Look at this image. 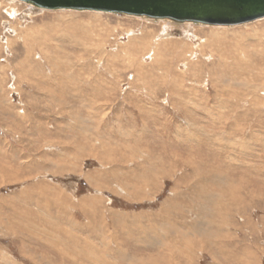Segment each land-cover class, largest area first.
Masks as SVG:
<instances>
[{
  "label": "rangeland",
  "instance_id": "obj_1",
  "mask_svg": "<svg viewBox=\"0 0 264 264\" xmlns=\"http://www.w3.org/2000/svg\"><path fill=\"white\" fill-rule=\"evenodd\" d=\"M0 264H264V18L0 0Z\"/></svg>",
  "mask_w": 264,
  "mask_h": 264
},
{
  "label": "water",
  "instance_id": "obj_2",
  "mask_svg": "<svg viewBox=\"0 0 264 264\" xmlns=\"http://www.w3.org/2000/svg\"><path fill=\"white\" fill-rule=\"evenodd\" d=\"M43 9L93 10L175 22L237 25L264 17V0H18Z\"/></svg>",
  "mask_w": 264,
  "mask_h": 264
},
{
  "label": "bare ground",
  "instance_id": "obj_3",
  "mask_svg": "<svg viewBox=\"0 0 264 264\" xmlns=\"http://www.w3.org/2000/svg\"><path fill=\"white\" fill-rule=\"evenodd\" d=\"M17 1V0H16ZM8 2V1H7ZM23 3H25V4H29V5H31L32 6V4H30V3H26V2H23ZM35 5H33V7H34ZM36 8H39V7H37V6H35ZM40 9H43V8H40ZM46 10H73V9H46ZM91 11H93V10H91ZM73 12V11H72ZM95 12H100V11H95ZM125 15H127V14H125ZM128 16H130V15H128ZM131 16H135V15H131ZM137 17H145V16H137ZM145 18H148V17H145ZM264 17H262V18H258V19H256V20H260V19H263ZM148 19H151V18H148ZM153 19V18H152ZM158 20H169V21H171L170 19H166V18H162V19H158ZM256 20H254V21H256ZM254 21H250V22H254ZM172 22H175V21H172ZM188 21H185V22H178V23H187ZM250 22H244V23H240V24H246V23H250ZM189 23H192V22H189ZM195 24H201V25H205V24H202V23H195ZM240 24H237V25H240ZM188 26H190V25H188ZM207 26H236V25H207ZM102 28V27H101ZM114 28V27H113ZM230 28V27H229ZM111 29V28H110ZM115 29V28H114ZM222 30L223 28H216V29H214V30H211V31H209V34L211 35V39L210 38H208L211 42H216V44L218 43V42H221V41H224V39L223 38H225V37H223V36H225L223 33H224V31H223V33L221 32H218L219 30ZM224 29H225V27H224ZM227 29V28H226ZM39 30H40V28H39ZM215 30H217V31H215ZM100 31H102L101 29H99V33H102V32H100ZM116 31V30H115ZM114 31V32H115ZM133 31V30H132ZM232 31V30H231ZM250 31V30H249ZM233 32V31H232ZM138 33H140V34H137L138 35V37H137V35H134L135 36V38L137 37V39L138 40H136L135 38H131L130 37V41H129V45L127 46V48L129 47L130 49H129V54H131V58H133V57H136V55L139 53V51H144L145 49L144 48H146L147 46L152 50L151 51V54L153 55V60H154V62H157V63H159L160 62V60L162 59V56L161 55H163L162 54V52H163V49H160V44H164L165 46H175L174 45V41L173 40H170V39H168V40H164V39H160V38H154V35L153 34H149V33H145L144 34V32L143 33H141V32H138ZM227 33V32H226ZM63 35H66V33H62V35L61 36H63ZM129 35V34H128ZM127 35V36H128ZM131 35V34H130ZM133 35V34H132ZM250 35V34H249ZM39 36V35H38ZM37 35H34L33 37H38ZM99 36H100V34H99ZM110 36V35H109ZM258 36V35H257ZM30 37H32V36H30ZM39 38V37H38ZM101 38V37H100ZM99 38V39H100ZM167 39V38H166ZM86 40H89V42H91V44L93 45V43H97V41H93L92 39H90V38H86V37H81L80 39H79V41H77V40H75L77 43H78V45L80 46L81 44L83 45L82 47L83 48H86V44H85V42H86ZM107 40V39H106ZM155 41V42H154ZM207 41V40H206ZM209 41V42H210ZM225 41H226V39H225ZM137 42H138V47H136V45H137ZM228 43H229V41H228ZM101 44V43H100ZM177 44H179V43H177ZM176 44V45H177ZM91 45V46H92ZM230 45V44H229ZM232 45V44H231ZM103 46V45H102ZM191 46H193V44L191 45ZM191 46L189 45V44H187V43H182V44H180V45H177V47L178 48H180V50L181 51H183V50H185L186 48H191ZM233 46V45H232ZM104 47V46H103ZM124 47V46H123ZM195 48V47H194ZM232 48V47H231ZM261 49V48H260ZM136 50V53H135V55L133 56L132 54H133V52ZM167 50H168V48H167ZM173 49H171V51H172ZM189 50V49H188ZM230 50V49H229ZM227 51V50H226ZM101 52L102 53H104L105 51L103 50V49H101ZM231 52V51H230ZM230 52H226L227 54H229ZM165 53H167V52H165ZM170 53V52H169ZM144 54V53H143ZM232 54V53H231ZM140 55V54H139ZM190 55V54H189ZM168 56V55H167ZM169 56H171V55H169ZM179 56V55H178ZM232 56V55H231ZM254 56H255V54H254ZM151 57V56H150ZM171 57H174V56H171ZM181 57V56H180ZM179 57V58H180ZM183 57V56H182ZM208 57V56H207ZM227 57H229V56H227ZM152 59V58H151ZM184 59V58H183ZM233 59V58H232ZM250 59V58H249ZM184 60H186V59H184ZM183 60V61H184ZM25 61H28L27 59L25 60ZM24 61V62H25ZM150 61V60H149ZM188 61V60H187ZM227 61H229L228 59H227ZM255 61V60H254ZM179 62V61H178ZM219 62V61H218ZM231 62H232V60H231ZM164 63V62H163ZM220 63V62H219ZM225 64V63H224ZM175 65V64H174ZM240 65H242V64H240ZM245 65V64H244ZM248 65V64H247ZM243 66V65H242ZM238 67V66H237ZM248 67V66H247ZM223 68V67H222ZM166 70V69H165ZM231 70V69H230ZM167 71V70H166ZM170 71V70H169ZM168 71V72H169ZM165 73H167V72H165ZM166 75V74H165ZM164 76V75H163ZM179 77H181V76H179ZM167 78H168V76H167ZM229 79V78H228ZM163 80H165V79H163ZM29 81V80H28ZM166 81V80H165ZM168 81V80H167ZM175 81V80H174ZM181 81V80H180ZM176 82V81H175ZM174 82V83H175ZM179 82V81H178ZM164 84H165V82H164ZM214 84V83H213ZM226 84H227V82H226ZM230 84V83H229ZM175 85H176V83H175ZM175 85H172L171 84V86H173V87H175ZM244 85V84H243ZM177 86H179V83H177ZM170 87V86H169ZM179 87H181V85L179 86ZM216 87H219V86H216ZM226 87V86H225ZM172 88V87H171ZM217 89V88H216ZM172 90V89H171ZM179 90V89H178ZM234 90V89H233ZM150 91V90H149ZM173 91V90H172ZM175 91H176V89H175ZM222 91V90H221ZM230 92V91H229ZM232 93V92H231ZM171 94V93H170ZM174 95V94H173ZM94 134V133H93ZM97 136V135H96ZM101 140V139H100ZM85 141L87 142L88 140H86L85 139ZM35 142V141H34ZM102 142V147H101V150H103V155H105V154H107V155H111V153H112V150H113V148H111V146H107V145H103V141H101ZM76 146V145H75ZM81 148V147H80ZM80 148H79V151H82V150H80ZM117 150H118V148H116ZM115 150V149H114ZM115 152V151H114ZM96 153V152H95ZM93 155H95V154H93ZM96 156V155H95ZM168 158V157H167ZM100 159V158H99ZM159 160V159H158ZM167 160V159H166ZM101 161H102V159H101ZM111 161H112V159H111ZM161 162V161H160ZM107 163V162H106ZM165 163H166V161H165ZM7 164V163H6ZM62 165V164H61ZM198 168V167H197ZM62 169V168H61ZM172 169V168H171ZM212 169V168H211ZM199 170V169H198ZM197 170V171H198ZM208 170V169H207ZM153 171H154V169H153ZM196 171V172H197ZM216 172V171H215ZM205 177H207V176H205ZM208 177H210V178H215L214 177V175H212V176H209L208 175ZM206 179V178H205ZM91 180V179H90ZM89 180V181H90ZM95 180V179H94ZM92 181V180H91ZM228 182V181H227ZM226 182V183H227ZM230 182V181H229ZM228 182V183H229ZM96 183V182H95ZM102 186H104V185H101V183L98 185V187H102ZM109 187V186H108ZM216 188V187H215ZM224 188H225V186H224ZM224 191H225V189H224ZM222 192H223V190L221 189V190H219V192H216L217 193V197H220L219 195L220 194H222ZM235 192V191H234ZM261 193V192H260ZM226 194V193H225ZM224 196V195H223ZM215 199V198H214ZM216 200V199H215ZM229 201V200H228ZM217 203H220L218 200H217ZM230 203V202H229ZM231 204V203H230ZM228 205V204H227ZM232 206V205H231ZM227 208V207H226ZM211 211V210H210ZM208 215V214H207ZM14 218H16V217H14ZM20 218V220L21 219H23V218H21V217H19ZM209 219H210V217H209ZM208 219V220H209ZM11 220V219H10ZM208 220H206L207 222H208ZM211 220V219H210ZM3 222H5V221H3ZM209 223H211V222H209ZM5 224H8V222H5L3 225H5ZM211 224H213V223H211ZM13 225V224H12ZM8 228H10L9 230L10 231H13V230H11V228H12V226H9V224H8V226H7ZM14 228L16 229V226H14ZM34 254H35V252H34ZM39 254V253H38ZM40 255V254H39ZM30 256V255H29ZM33 256L31 255V258H32ZM35 258V257H34ZM250 258V257H249ZM52 262V261H51Z\"/></svg>",
  "mask_w": 264,
  "mask_h": 264
}]
</instances>
